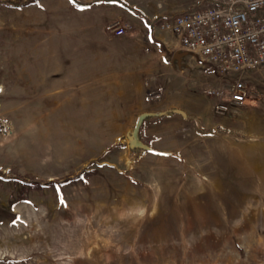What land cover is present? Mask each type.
Masks as SVG:
<instances>
[{
  "label": "rangeland",
  "instance_id": "obj_1",
  "mask_svg": "<svg viewBox=\"0 0 264 264\" xmlns=\"http://www.w3.org/2000/svg\"><path fill=\"white\" fill-rule=\"evenodd\" d=\"M79 1L93 5L0 6V171L55 181L0 177V264H264V138L247 129L262 112L264 75L251 78L250 101L223 115L232 127L188 130L175 116L149 118L141 137L165 155L135 153L130 137L146 113L136 108L163 106L151 71L160 49L167 62L173 54L155 37L160 30L128 20L129 8ZM122 1L159 16L201 2ZM131 39L139 73L123 66L137 56ZM135 74V85L125 82ZM153 132L168 148L154 146ZM195 132L202 140L186 150Z\"/></svg>",
  "mask_w": 264,
  "mask_h": 264
},
{
  "label": "built area",
  "instance_id": "obj_2",
  "mask_svg": "<svg viewBox=\"0 0 264 264\" xmlns=\"http://www.w3.org/2000/svg\"><path fill=\"white\" fill-rule=\"evenodd\" d=\"M155 27L175 35L180 51L221 84L206 85L205 95L232 105L251 100L252 74L264 68V0H201L156 19ZM110 29L125 32L119 25Z\"/></svg>",
  "mask_w": 264,
  "mask_h": 264
},
{
  "label": "crops",
  "instance_id": "obj_3",
  "mask_svg": "<svg viewBox=\"0 0 264 264\" xmlns=\"http://www.w3.org/2000/svg\"><path fill=\"white\" fill-rule=\"evenodd\" d=\"M120 4V3H117ZM121 5V4H120ZM124 7V6H123ZM125 8V7H124ZM127 11L128 20L139 23L141 25H147L151 31L156 33L155 31L159 30L157 27L152 25L153 21L159 16L160 14H153L148 13L146 11H140L137 13L136 16L131 10ZM132 22V23H133ZM133 25V24H132ZM163 31H159L158 36H155L159 41H161L162 45L168 51H171L173 54V59L170 62H167V52L158 48V44L154 43L161 54L163 53V57L161 56L160 65H156L154 69L151 71V75L153 77L152 85L154 87H161L164 92V100L162 107H153V106H146L142 107V105L138 106L136 109L139 112V115L144 112H167L172 109H177L182 112V115L175 116V118L181 119V122L185 128L188 130L191 129H199L202 131L207 130H215L218 129L221 125H225L228 123L230 127L234 125L235 119L234 117L228 115V117L223 116L227 112H232L234 109V105L228 104L219 100L217 98L207 96L203 93V90L206 85L211 86H220L221 84L213 78H208L204 75V73L200 70V67L196 61H194L191 57L187 56L186 54L179 51V42L175 35L171 34L170 36L167 34H162ZM167 33V32H166ZM134 39H131L129 43L134 45V49L131 51H137L136 54H131L125 56V63L123 66L128 67L130 70H133V73H139L137 68H140L142 64V60L140 59V48L139 44ZM171 48H170V47ZM137 47V48H136ZM146 62L149 60L147 57L145 58ZM141 70V69H140ZM139 74H135L133 77L135 79L131 80L130 78H126L125 82L131 84L132 86L138 82L140 76ZM257 75L255 78L254 76ZM264 75V68L256 71L252 75V80L254 79L256 82L262 83L263 79L262 76ZM108 91H105V93ZM263 96V95H262ZM105 98V100H104ZM262 101L258 102L256 105L262 106V112L252 115L248 119L249 128L248 131L252 134V136H259L264 138V97H262ZM108 102V97H103V102ZM246 104V103H245ZM251 108L254 109L255 101H253ZM244 105V104H242ZM237 105V106H242ZM105 107V106H104ZM222 110V111H221ZM171 118V117H170ZM156 138L153 141L154 146L165 149L168 148L169 143H167L163 138V135L158 132H153ZM217 133L212 134L213 137H216ZM262 135V136H260ZM192 137L188 139L187 143L183 145L186 150H194L195 145L202 140L201 134L195 132L191 135ZM264 146V143H262ZM253 146L252 148L260 147ZM263 148V147H262ZM254 155V156H253ZM250 158L251 166L253 165L252 160L255 157V154L247 155ZM248 158V161H249Z\"/></svg>",
  "mask_w": 264,
  "mask_h": 264
},
{
  "label": "trees",
  "instance_id": "obj_4",
  "mask_svg": "<svg viewBox=\"0 0 264 264\" xmlns=\"http://www.w3.org/2000/svg\"><path fill=\"white\" fill-rule=\"evenodd\" d=\"M37 1H40V0H26V1H23V2L10 1V0H8V1L0 0V6H8V7H12V8H20V7H24V6H28L30 4H33V3L37 2ZM70 1L75 6L82 7V8L83 7H90L91 5H93V3H89V4L82 3L79 0H70ZM99 1L100 2H108V3H111V2L120 3L124 7L129 8L131 11L138 13V11L136 9L131 8L130 6H128L122 0H99ZM152 25H154V22L152 23ZM176 115H182V112L180 110H177V109H172V110H169V111L165 112L164 117H174ZM141 139L144 141L143 137H141ZM144 142L146 143V141H144ZM133 152L142 153V152H144V150H142V149H134ZM0 177L5 179V180L19 181V182H23V183H26V184H35V185H38V186H51V185H53L55 183V181L45 182V181H42V180L36 179V178H33L32 180L28 181L27 179H25L24 177H22L20 175L7 176L2 171H0Z\"/></svg>",
  "mask_w": 264,
  "mask_h": 264
},
{
  "label": "water",
  "instance_id": "obj_5",
  "mask_svg": "<svg viewBox=\"0 0 264 264\" xmlns=\"http://www.w3.org/2000/svg\"><path fill=\"white\" fill-rule=\"evenodd\" d=\"M165 112H150V113H144L140 115L137 119L134 131L132 136L130 137V147L131 149H142L144 151H147L149 153L155 154V155H165L164 152L159 151L148 144H146L142 139H141V129L144 124V122L153 117H162L164 116Z\"/></svg>",
  "mask_w": 264,
  "mask_h": 264
},
{
  "label": "bare ground",
  "instance_id": "obj_6",
  "mask_svg": "<svg viewBox=\"0 0 264 264\" xmlns=\"http://www.w3.org/2000/svg\"><path fill=\"white\" fill-rule=\"evenodd\" d=\"M2 87H0V89H1Z\"/></svg>",
  "mask_w": 264,
  "mask_h": 264
}]
</instances>
